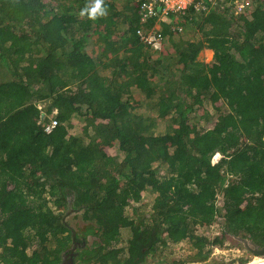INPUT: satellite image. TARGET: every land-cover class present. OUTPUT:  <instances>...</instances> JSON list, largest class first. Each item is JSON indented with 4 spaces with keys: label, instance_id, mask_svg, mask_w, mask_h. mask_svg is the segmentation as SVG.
<instances>
[{
    "label": "trees",
    "instance_id": "obj_1",
    "mask_svg": "<svg viewBox=\"0 0 264 264\" xmlns=\"http://www.w3.org/2000/svg\"><path fill=\"white\" fill-rule=\"evenodd\" d=\"M250 3L169 13L157 50L139 0H0V264H61L75 241L73 264L264 246V0Z\"/></svg>",
    "mask_w": 264,
    "mask_h": 264
},
{
    "label": "built area",
    "instance_id": "obj_2",
    "mask_svg": "<svg viewBox=\"0 0 264 264\" xmlns=\"http://www.w3.org/2000/svg\"><path fill=\"white\" fill-rule=\"evenodd\" d=\"M139 2L142 20L155 16L157 17V23L148 33L143 34L141 30H138V33L141 35L142 40L151 44L157 50L162 48L163 43L162 28L158 26L159 22L165 20L171 12L180 13L184 10L194 9L195 12L200 14H207L212 9L230 8L236 15L246 17L251 15V0H139ZM178 27L182 30L181 26ZM174 28L172 27V29ZM56 124L57 121L51 118V121L46 124L45 130L51 131Z\"/></svg>",
    "mask_w": 264,
    "mask_h": 264
},
{
    "label": "rangeland",
    "instance_id": "obj_3",
    "mask_svg": "<svg viewBox=\"0 0 264 264\" xmlns=\"http://www.w3.org/2000/svg\"><path fill=\"white\" fill-rule=\"evenodd\" d=\"M162 28V25H158ZM186 37L193 36V34L188 31L186 34ZM201 34H199L200 36ZM212 54H210L209 49H203L199 54V59L204 60L206 62L211 61L213 57V51H211ZM213 104L206 103V109L209 111H212ZM218 159V156L214 157V161ZM211 236H214L216 234L220 233L219 224L216 223L213 227H211L209 231ZM175 252H177L175 257L179 258L180 260H183L186 255L190 253L188 246L185 244L177 245L174 247ZM246 259L245 262L242 263L240 259ZM257 258L264 259L263 254H254L251 252H248L247 250H244L241 246H239L236 242L232 241L231 239H227L223 245L216 246L212 249L211 255L208 260L206 261H187L185 260V263L183 264H230L229 262L231 260H234V263L232 264H245L254 262Z\"/></svg>",
    "mask_w": 264,
    "mask_h": 264
},
{
    "label": "water",
    "instance_id": "obj_4",
    "mask_svg": "<svg viewBox=\"0 0 264 264\" xmlns=\"http://www.w3.org/2000/svg\"><path fill=\"white\" fill-rule=\"evenodd\" d=\"M72 199L69 200V206L71 208ZM71 210V209H70ZM69 212V211H68ZM73 236H75V232H73ZM238 242H241L242 245L249 251H251L254 254H263L264 255V246L260 247L257 243H255L253 240L241 237V236H234ZM65 264V263H62ZM71 264V262H70ZM245 264H264V259L262 261H258L255 263H245Z\"/></svg>",
    "mask_w": 264,
    "mask_h": 264
},
{
    "label": "flooded vegetation",
    "instance_id": "obj_5",
    "mask_svg": "<svg viewBox=\"0 0 264 264\" xmlns=\"http://www.w3.org/2000/svg\"><path fill=\"white\" fill-rule=\"evenodd\" d=\"M80 243H78V241H75L74 242V245L73 247H71L69 250L65 251L62 253V257H63V261L62 263H65V264H73V260L72 258L76 255V253L74 252L76 247L79 245ZM244 250H247L244 246H241ZM260 247H263V246H260ZM248 252H251L249 250H247ZM252 253V252H251ZM61 263V264H62Z\"/></svg>",
    "mask_w": 264,
    "mask_h": 264
},
{
    "label": "clouds",
    "instance_id": "obj_6",
    "mask_svg": "<svg viewBox=\"0 0 264 264\" xmlns=\"http://www.w3.org/2000/svg\"><path fill=\"white\" fill-rule=\"evenodd\" d=\"M102 14H103V10L101 9L99 4H96V6L92 10L93 17H95L96 15H102Z\"/></svg>",
    "mask_w": 264,
    "mask_h": 264
},
{
    "label": "bare ground",
    "instance_id": "obj_7",
    "mask_svg": "<svg viewBox=\"0 0 264 264\" xmlns=\"http://www.w3.org/2000/svg\"><path fill=\"white\" fill-rule=\"evenodd\" d=\"M263 259H260V258H257L256 260H254V262H251V263H255V262H258V261H262Z\"/></svg>",
    "mask_w": 264,
    "mask_h": 264
},
{
    "label": "crops",
    "instance_id": "obj_8",
    "mask_svg": "<svg viewBox=\"0 0 264 264\" xmlns=\"http://www.w3.org/2000/svg\"><path fill=\"white\" fill-rule=\"evenodd\" d=\"M92 42H90L89 44H91ZM87 48L89 49V45L87 46ZM209 50H211V49H209ZM212 51V50H211Z\"/></svg>",
    "mask_w": 264,
    "mask_h": 264
}]
</instances>
